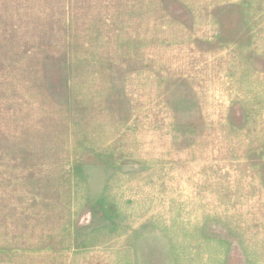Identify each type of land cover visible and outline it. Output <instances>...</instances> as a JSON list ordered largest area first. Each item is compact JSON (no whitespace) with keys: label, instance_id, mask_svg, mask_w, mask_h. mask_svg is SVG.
<instances>
[{"label":"rangeland","instance_id":"1","mask_svg":"<svg viewBox=\"0 0 264 264\" xmlns=\"http://www.w3.org/2000/svg\"><path fill=\"white\" fill-rule=\"evenodd\" d=\"M0 264H264V0H0Z\"/></svg>","mask_w":264,"mask_h":264}]
</instances>
